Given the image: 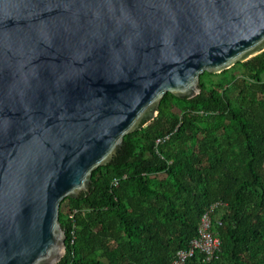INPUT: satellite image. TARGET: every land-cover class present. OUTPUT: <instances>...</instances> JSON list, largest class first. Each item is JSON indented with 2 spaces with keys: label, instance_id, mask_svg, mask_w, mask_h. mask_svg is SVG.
<instances>
[{
  "label": "water",
  "instance_id": "obj_1",
  "mask_svg": "<svg viewBox=\"0 0 264 264\" xmlns=\"http://www.w3.org/2000/svg\"><path fill=\"white\" fill-rule=\"evenodd\" d=\"M262 51L264 0H0V264H57L62 200L166 93Z\"/></svg>",
  "mask_w": 264,
  "mask_h": 264
},
{
  "label": "trees",
  "instance_id": "obj_2",
  "mask_svg": "<svg viewBox=\"0 0 264 264\" xmlns=\"http://www.w3.org/2000/svg\"><path fill=\"white\" fill-rule=\"evenodd\" d=\"M221 74L204 72L193 98L166 93L90 190L62 200L57 264H172L217 202L211 264H264V51ZM203 258L196 250L186 264Z\"/></svg>",
  "mask_w": 264,
  "mask_h": 264
},
{
  "label": "built area",
  "instance_id": "obj_3",
  "mask_svg": "<svg viewBox=\"0 0 264 264\" xmlns=\"http://www.w3.org/2000/svg\"><path fill=\"white\" fill-rule=\"evenodd\" d=\"M160 139H157L159 142ZM117 184V180L114 182ZM220 204H213L207 212H205L199 222L198 236L194 238L188 249L179 250L172 264H186L196 250L204 253L203 264H211L217 258V253L221 248V239L215 229V224H221L219 218L213 217L215 208Z\"/></svg>",
  "mask_w": 264,
  "mask_h": 264
},
{
  "label": "rangeland",
  "instance_id": "obj_4",
  "mask_svg": "<svg viewBox=\"0 0 264 264\" xmlns=\"http://www.w3.org/2000/svg\"><path fill=\"white\" fill-rule=\"evenodd\" d=\"M213 79H214V80H217V81H219V80H223V79H224V76H223L222 74H220V75L214 77ZM67 203H69V202L67 201V202L65 203L66 206L69 205V204H67Z\"/></svg>",
  "mask_w": 264,
  "mask_h": 264
}]
</instances>
